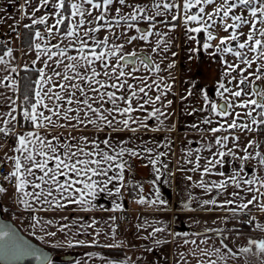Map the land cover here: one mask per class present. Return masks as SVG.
I'll use <instances>...</instances> for the list:
<instances>
[{"label":"snow or ice","instance_id":"obj_1","mask_svg":"<svg viewBox=\"0 0 264 264\" xmlns=\"http://www.w3.org/2000/svg\"><path fill=\"white\" fill-rule=\"evenodd\" d=\"M8 2L16 4V0H8ZM213 3L214 0H179V2L150 0L152 14L148 13V5H129L127 0H37L35 4L32 0H24V4H16L22 13V18L31 20V23L23 25L25 29L31 30L33 26L44 25L45 32L49 36L60 38L58 43L51 46L47 43L43 47L41 43L34 44L36 59L32 61V64L40 61L44 67L37 69L39 75L38 79L32 82L34 85L32 95L27 92L23 94V104L27 105L22 108L23 119L22 121L17 120V117L13 115L16 109L12 108L6 113L11 120H3L5 126L0 127V135L15 138L13 151L18 155L6 157L8 161H12V170L3 175V180L11 184L19 205L33 213L49 209H67L69 205L77 206L71 208V211L89 212L96 207L93 201L98 196L106 194L110 197H119L122 195V189L128 183L125 177V171L128 170L126 155L136 159H146L148 164L159 173V168L155 166L163 153H157L155 158H152L153 148L144 147L142 151H137L127 146L128 141L114 139L111 135V133L124 131L131 133L147 131L150 129L147 121L152 118L158 121V125L151 130L163 131L164 120L161 117L167 119L171 115L161 109H167L173 104L172 100L166 99L168 93L172 91V84H163L161 88L163 78H161V83H157L153 76L152 82L149 83V77L137 75L141 67L151 73L161 72L160 63H156L147 54L141 57L135 50L126 53L124 51L125 44L131 45L133 42L143 41L148 43L152 53L160 56L168 53L172 46L171 38L165 39L168 32L156 29L157 24H163L171 31L180 26L179 23H172L173 21H182L186 33H207L206 40L201 47L205 51L214 49V51H208L210 56H215L217 53L231 54L238 61V63H230L227 60H221L226 66L222 77L236 73L232 76V80L228 81L229 84L233 80L236 81V90L226 87L222 80L218 82L221 90L218 94L225 99L224 104L218 105L210 101L206 93L203 95V100L212 113L221 117L232 116L233 118L230 122L225 121L218 127L207 130L212 133L237 128L249 132L264 131V88L261 87V82H264V27L258 26L264 25V0H223L213 12H206L203 5ZM114 4L119 6L112 7ZM29 6L32 9L31 13L25 11ZM45 8L49 10L47 14L37 15ZM124 8L132 10L125 14ZM194 9L198 11H193ZM0 11H6V9H0ZM166 12L170 14V19H164ZM50 16L55 17L52 24H49ZM215 17H219V21ZM229 19L231 23L227 22ZM121 21L125 22L126 28L117 34V27H125L121 25ZM140 21H145L147 27L136 26ZM193 24L196 26H191ZM218 24L225 33H228L227 35L217 37L213 34L210 29ZM245 26L248 28L247 33L239 31ZM132 28H135L138 35L127 34V29ZM102 30H106L109 35L98 38L95 34ZM121 35L124 37L123 41L116 43L115 41L120 40ZM153 36L157 37L154 45L149 41V38ZM241 37H243L242 40ZM34 38L42 41L45 35L37 28L34 30ZM188 39L194 43H200L194 35L189 36ZM216 39H219V43L215 45L211 43ZM89 41L92 43L89 44ZM232 42H235V47L232 46ZM29 47L32 48L33 45L30 44ZM53 49L56 50L53 51ZM69 49H73L76 54L70 55ZM190 51L196 52L198 49L192 48ZM248 53L254 55L250 57ZM12 56L13 50L7 48L4 54L0 55V65L8 66L9 60L5 57L11 58ZM171 56L176 57L177 53L172 51ZM49 61L52 63L49 64ZM60 65H63L62 70H57ZM174 67L175 60L166 65V69ZM25 69L27 70V65ZM45 69H48L51 74L46 73ZM11 71L16 72L17 70L13 67ZM54 77H58L61 82L54 83ZM8 79V76L4 77V80ZM130 80L139 81V85L142 86H137ZM16 85L15 79L12 80L11 85L0 81V87H11L14 92L17 90ZM154 85L158 94L149 96ZM225 93L228 94V98H225ZM192 95V91H187V95H182L180 99L183 101ZM12 103L14 104L15 101ZM105 105H110V107ZM235 108L247 111L241 114L235 112ZM229 109L233 111L230 112ZM196 111L197 109L192 108L188 114L192 115ZM199 111L203 112L206 109L202 107ZM134 113H143V116H134ZM54 117L56 119H53ZM245 118H250V124L238 123V120ZM11 121H16L21 126L26 123L31 130L22 134L16 133L14 126H9ZM202 123L211 124L212 121L206 117ZM88 126H93L97 133H105L104 138L100 139L98 135H72L78 128L87 129ZM172 127L174 128L175 125ZM191 127L198 128V125L194 123ZM58 129H70L71 131L64 135L57 131ZM228 140L227 135L217 137L215 143L221 147H227L225 142ZM233 140H238V137H233ZM254 144V141L248 142L244 148L246 155L241 159L259 158V164L264 166V155L261 152L257 151L253 155L248 151ZM256 146L260 147V145ZM144 153L148 155L144 156ZM232 154L231 149L227 153L220 151L216 154L220 159L215 162L210 161V163L213 166L222 164L224 157ZM196 159L198 168L199 157ZM210 171L211 169L207 166L203 169L204 173ZM109 173L115 174L110 175ZM238 177L239 172L228 179L236 188H240L242 184L248 185L246 191L250 193V198L244 202H238L240 193L234 192L230 195L235 199H226L219 205L215 199L205 200L204 205H217L231 212L232 218H236L239 213L247 215L252 212L253 208L264 213V177L256 176L252 179H244L242 182ZM188 179L191 180V177ZM109 185L112 187L110 188ZM199 186L205 187L203 180L200 181ZM212 186L216 189H225L227 184L221 181ZM135 187L140 192L144 190L139 184ZM6 193H8V188L0 183V194ZM156 197V200H147L144 196H140L136 203L149 205H155L157 202L166 203L159 199V192L156 193ZM35 205H47V208H37ZM228 205L235 206L228 208ZM106 210L120 211L122 205L114 201V207ZM31 219L34 228L39 226L43 229L46 224L51 223V221H43L35 214ZM62 219L68 220V217ZM95 223L93 219L88 227H92ZM240 224L241 226L247 225L250 230L254 229L264 233V222H258L255 216L249 215L248 219L240 221ZM144 227L145 225H137L138 230ZM147 227H152V225H147ZM67 228L69 225L63 224L60 231ZM111 231L115 234L116 228H112ZM165 231L162 227H152V231L145 239L155 238L157 233ZM235 231L240 233L239 228ZM46 235L55 236L56 233L47 232ZM40 238L43 239V237ZM226 240L227 237H224L220 243L233 259L238 254L264 256V239L247 237V246L241 247L239 253L233 251ZM166 242L154 239L156 244ZM185 243L187 244L188 241ZM192 243L195 244L196 241ZM76 244H84V241L78 240ZM69 246H72L71 242ZM105 246L119 247L120 245ZM200 254L205 257L214 254L221 260L225 259V252H222L221 248H216L214 253L202 249ZM27 257L40 260L41 264H51L46 256L20 237L10 225L0 224V264H20ZM207 264H217V261L209 259Z\"/></svg>","mask_w":264,"mask_h":264},{"label":"crops","instance_id":"obj_2","mask_svg":"<svg viewBox=\"0 0 264 264\" xmlns=\"http://www.w3.org/2000/svg\"><path fill=\"white\" fill-rule=\"evenodd\" d=\"M32 3H37V0H32ZM16 4H24V0H16ZM16 4H9L8 0H0V9H6V11H0V55H3L7 48L13 50L11 58L5 57L6 60H9V65H0V81H3L6 85H11L13 79L17 81V90L15 92L11 87H0V127L5 126L3 120H11V117L6 115V113L10 112L12 108L16 109L13 115L17 117V120L21 119L20 76L21 71L26 70L25 65H27V69L29 70H37L44 67L40 61L32 64V61L36 59L34 44L38 42L43 47L47 43L48 46H51L60 40L59 37L53 38L49 36L45 32L44 25H38L34 27L44 33L45 39L37 41L33 33L31 38L27 39V42L24 41L23 25L31 23V20L22 18V13L16 7ZM25 11L31 13L32 9L29 6ZM123 11L125 14L129 13L127 8H124ZM48 12L49 10L45 8L37 15L47 14ZM54 21L55 17L50 16L49 24L54 23ZM121 25H125V22L121 21ZM88 26L92 27V25ZM136 26L141 27V23L139 22ZM13 28H15V31H13ZM125 28L126 25L124 28L117 27V34L124 31ZM156 29L161 32H168V36L165 39L171 38L172 46L170 51L166 53V58H164V55L160 56L152 53L148 43L143 41L133 42L131 45L125 44L124 51L125 53L133 50L138 53L147 52L152 55L156 63H160L161 72L151 73L141 67L137 75L149 77V83L152 82L151 78L153 76L156 78L157 83H161V78H163L161 88H163V84H172V91L168 93L166 99L172 100L173 104L167 109H161L162 111L171 113V115L167 119L161 117L164 120L163 131L155 132L151 130V128H155L158 125V121L152 118L147 121L150 125V129L147 131L141 130L137 133L124 131L111 133V135L114 139L128 141L127 146L133 147L137 151H142L144 147L153 148L152 158H155L157 153H163V155H160L159 162L155 166V168H159V173L155 171L152 165L148 164L146 159H136L126 155L125 159L128 161V170L125 171V177L126 181L134 182L133 189L124 187L122 195L119 197H110L106 194L98 196L93 201L96 207L89 212L71 211V208L77 207L75 205H69L67 209H49L36 213L32 212L33 215H37L43 221H51L43 229L39 226L35 228L33 226L29 227L26 221L18 220L13 215L15 212L29 210H26L22 205L17 203L12 186V200L6 208L3 205L4 212L8 217H15L18 221L25 224V228L29 232L25 233L28 236L41 245L53 249L54 257L51 264H109V262L111 264H121V262H125V264H207L209 259L216 260L217 264H264V256L259 254L256 256L252 254H238L233 259L226 253V250L223 249L220 243L222 238L227 237L226 243L228 246L233 251L239 253L241 247L247 246V237L264 239V233H260L254 229L250 230L247 225L241 226L240 224V221L247 220L249 215L257 217L258 222H264V213L253 208L252 212L247 215L239 213L236 218H232L231 212L225 211L217 205H204L203 203L205 200L215 199L218 205L222 204L226 199H235V197L230 195L234 192L240 193L238 202L246 201L250 198V193L246 191V188L249 186L242 184L240 188H236L228 177L236 175L239 172L238 179L242 182L244 179H252L256 176L264 177V170L260 167H254L248 161H235L230 155L224 157V163L222 164H215L213 166L210 163V161L215 162L220 159L216 155L218 152H228L225 151L226 147H221V145L215 143L217 137H223L227 134L226 131L222 130L212 133L207 130L212 127H218L221 124V116L212 113L208 108V114L204 118L211 119L212 123L203 124L204 118H200L199 123H196L198 128H192L191 125L194 123L191 119L186 116L180 119L177 116L180 105L191 101V98L188 96L186 100L181 101L179 99L178 102V97L172 96V94L178 96V83L181 85L183 82L184 85L196 87L194 81L196 79H193L192 74L194 71L183 70V66H181L183 57L187 56V59H189V54H193L190 49L193 48L195 43L189 40L188 37L183 36L179 27L169 31L165 26L156 25ZM127 34L138 35L135 32V28L127 29ZM95 35L98 38H103V36L109 35V33L106 30H102ZM123 39L124 37L121 35L120 40L115 42L121 43ZM156 39L157 37L153 36L149 38V41L154 45ZM91 43L89 41V44ZM30 44L33 45L32 48L29 47ZM55 50L53 49V51ZM172 51L177 53L176 57L171 56ZM69 54L75 55L76 52L73 49H69ZM42 59H46V57H42ZM191 59L192 67L195 69L194 58L192 57ZM172 60H175V67L173 69H166V65ZM51 63L52 61H49V64ZM13 67L16 68V72L11 71ZM210 67L211 73H206L207 70H203L205 79L208 81H210L212 72L220 70L221 64L219 61L214 60L212 65L210 63ZM62 68L63 65H60L57 70H62ZM45 72L51 74L48 72V69H45ZM5 76H8L9 79L4 80ZM187 77L189 80L185 82ZM53 81L54 83L61 82L58 77H54ZM130 82L137 86H142L139 85V81L130 80ZM208 86L206 85V87ZM180 90L184 92V89L180 86L179 96ZM190 90L188 89V91ZM55 91H59V89H55ZM154 94H158L155 85L153 86V91L149 92V96H153ZM206 94L209 98H214V94L210 95L208 92ZM12 101H15V103L13 104ZM45 102L47 103L48 101L46 100ZM202 103L204 104V100ZM105 106L110 107V105ZM184 107L188 106L184 105ZM133 115L143 116V113H134ZM53 119L56 118L54 117ZM172 125H175V127L173 128ZM9 126H14L15 132L20 134L31 130L29 127L17 124L16 121H11ZM57 131L67 135L71 130L58 129ZM81 134L86 136L98 135L100 139H103L105 135V133H97L93 126H88L87 129L78 128L76 132L72 133V135L77 136ZM258 136L261 144L262 138L259 134ZM0 143V160L6 162L9 169L12 170V161H8L6 157L18 155V153L13 151L15 138L13 142H9L5 137L0 135ZM259 148V152H261V147ZM231 150L233 153L232 147ZM147 155L148 153H144V156ZM197 157H199L198 168L196 167ZM257 162H259V158H257ZM205 166L209 167L211 171L204 173L203 169ZM194 168L196 169L195 171L192 170ZM109 174L114 175L115 173ZM188 177H191V180ZM201 180L204 181L205 187L199 186ZM221 181L226 182L227 187L225 189H216L212 186L214 183ZM136 184L143 187V192H140L135 187ZM109 187L111 188L112 185H109ZM157 192H159V199L166 203L160 204L157 202L155 205L136 203V200L140 196H144L147 200H156ZM3 195L0 194L1 202ZM114 201L115 203H120L122 209L127 210L128 216L132 220L131 225L125 228L122 236H118L116 232L113 234L111 231L115 227L117 211L106 210L114 207ZM234 206L228 205L227 207L231 208ZM35 207L47 208V205H35ZM63 217H68V220L62 219ZM112 217H115V219H111ZM93 219L96 223L92 227H88V224ZM234 219L237 221L236 225L230 228L229 222L234 223ZM66 223L69 225V228L60 231L61 226ZM137 225H145V227L138 230ZM147 225L162 227L166 231L157 233L155 238L145 239L148 233L152 231V227H147ZM237 228L240 229L239 234L235 231ZM47 232H55L56 235L48 236L46 235ZM40 237H43V239ZM154 239L167 242L156 244L154 243ZM78 240L84 241V244H76ZM93 241H96V243H93ZM185 241H188V243L186 244ZM192 241H196V243L193 244ZM204 241L206 243H203ZM69 242L72 243V246H69ZM108 244H119L120 246L106 247L105 245ZM216 248H221V251L225 252V259L221 260L214 254L210 257L200 254L202 249H207L209 252L214 253ZM67 255H75V259L63 260V257Z\"/></svg>","mask_w":264,"mask_h":264},{"label":"rangeland","instance_id":"obj_3","mask_svg":"<svg viewBox=\"0 0 264 264\" xmlns=\"http://www.w3.org/2000/svg\"><path fill=\"white\" fill-rule=\"evenodd\" d=\"M164 2H166V0H164ZM223 2V0H214V3L212 5H203L205 7V10L206 12H213L215 7L216 6H219L221 3ZM127 3L129 5H136V4H140V5H148V9L149 11H151V4H150V0H127ZM119 5H113L112 7H117ZM129 10V12L132 10L131 8H127ZM165 18H170L168 16L165 15L164 19ZM217 19V21H219V17H215ZM228 23H231L232 21L229 19L227 21ZM259 27H264V25H258ZM142 28V26H141ZM214 35H216L217 37H221V36H225L227 35L228 33H225L223 31V28L221 26H219V24L214 27L213 29H210ZM231 31V30H229ZM239 31H243L245 33H247L248 31V28L245 26L243 27L242 29H240ZM259 38V37H257ZM243 39V37H241V40ZM211 43H213L214 45L219 43V39H216L214 41H212ZM235 42H232V46L234 45ZM234 47V46H233ZM208 51H214V49H210ZM208 51H206V61H208L207 63H203V70H207L206 73H211V67H210V63L212 65V63L214 62V60H218L219 62L223 59V60H227L228 62L230 63H238V61L235 60V58L231 55V54H218L219 57L216 58L215 56H210L208 54ZM244 51H247V50H244ZM190 55V58L187 59V56L186 57H183V61L181 62V66H183V70H186V71H194L192 73L193 74V79H201V85L200 86H196V87H192V86H189V85H184V83L182 82L181 85H177V91L179 93V87L181 86L182 89H184V92H182V90H180V96L179 94L177 93L178 96H176L175 94V98H177L178 102H179V99L182 95L186 96L187 95V91L188 89H191L190 91L193 92V95L192 96H189L191 98V101L189 102H186L185 104L183 105H180V110L179 112H177V116L180 117V119L184 118L185 116L188 117L189 119H191V121L193 123H199V119L200 118H204L206 116V114H208V105L202 103L203 102V95L208 92L210 95L214 94V98L210 99V101L212 102H215L219 105V100L222 99L223 101H225L224 98H222L218 93L221 91L219 89V86H218V82H220L222 80V82L225 83V86L226 87H229L233 90H236V81L233 80L231 84L228 83L229 80H232V76H235L236 73H233L232 76H223L222 77V73L225 71V65L220 62L222 65H221V68L220 70H216L214 72H212L211 76H210V81H208L207 79H205V74L202 76L199 75V72L197 71V69H194L192 67V57L195 58V53L193 54H189ZM248 55L251 57L252 53H248ZM221 57V58H220ZM224 65V66H223ZM196 75V76H194ZM209 75V74H208ZM186 79V78H185ZM188 77L186 79L185 82H188ZM195 81V80H194ZM206 85H209L208 87H206ZM261 86L262 88H264V82H261ZM188 87V88H187ZM250 87V86H249ZM225 98H228V94L225 93ZM245 99H247V97H244ZM181 100V99H180ZM182 101V100H181ZM185 106H188V107H184ZM205 108L206 111H199V109L201 108ZM192 108H195L197 109V111L195 113H193L192 115H189L188 113L191 111ZM230 112H232L233 110L232 109H229ZM247 110L246 109H241V108H235V112H239L241 114H243L244 112H246ZM259 111V110H258ZM190 116V117H189ZM233 117L232 116H228V117H221L220 121L221 123H224L225 121H231ZM257 119H259V117H257ZM238 123H248L250 124V118H245L243 120H238ZM225 127H227V125L225 124ZM226 135L229 136V140L226 141V150L225 151H228L229 149H233V154L230 155L232 157V159H234L235 161H248V163H251L254 167H260L262 170H264V166H261L259 164V162H257V158L256 159H249V160H244V159H241V157H243L244 155H246V153L244 152V148L246 147V145L248 144V142L251 140V141H254L255 144L248 149L249 152L253 153V155L255 154V152L259 151L260 148L257 147L256 145H259L260 144V138L258 136V134L261 136V141L264 139V131H259L258 133L257 132H249L247 130H241L239 128L237 129H228V131H226ZM225 135V136H226ZM233 137H238V140H233ZM1 145V143H0ZM261 154L264 155V147H261ZM5 187L8 188V193L4 194L3 195V198H2V202H3V205L4 207L6 208L9 203L11 202L12 200V191H11V186H7V185H4ZM235 220V219H234ZM14 221L22 228V230L24 232H28V230L25 228V224H23L22 222L18 221L15 217H14ZM236 220L234 221V223L232 222H229V224L231 225L230 228H233L234 225H236Z\"/></svg>","mask_w":264,"mask_h":264},{"label":"built area","instance_id":"obj_4","mask_svg":"<svg viewBox=\"0 0 264 264\" xmlns=\"http://www.w3.org/2000/svg\"><path fill=\"white\" fill-rule=\"evenodd\" d=\"M5 139L9 142L14 141L13 136L5 137ZM9 171L11 170L7 166L6 162L0 160V183H2L3 185L11 186V184L3 180V175L7 174ZM133 186H134L133 181H130L127 184H125V188L133 189ZM13 215L16 216L18 220L26 221L29 227L33 226L32 219H31L33 215L32 212L20 211V212H15ZM131 223H132V220L128 216L127 210L122 209L120 211H117L115 228H116V233L118 236H122L124 234L125 228L127 226H130Z\"/></svg>","mask_w":264,"mask_h":264},{"label":"flooded vegetation","instance_id":"obj_5","mask_svg":"<svg viewBox=\"0 0 264 264\" xmlns=\"http://www.w3.org/2000/svg\"><path fill=\"white\" fill-rule=\"evenodd\" d=\"M166 2H174V0H166ZM175 2H179V0H175ZM140 4H142V3H140ZM151 8V7H150ZM161 11H165V10H163V9H161ZM193 11H198V9H194ZM152 12H153V9L151 8V11H149V9H148V13L149 14H152ZM165 15L166 16H168V17H170V14L169 13H165ZM159 19V18H158ZM166 20L167 19H170V18H165ZM140 23H141V26H142V28H146L147 27V23L145 22V21H140ZM172 23H179L180 24V26H179V28L181 29V34L183 35V36H185V37H189V36H196V39H197V41H199L200 43H195L194 44V46H193V48H197L198 49V51H196V52H193V53H195V58H194V65H195V69H197V71L199 72V75L201 76H203L204 74H203V68H204V66H203V63H207L208 61H206V58H207V56H206V51L205 50H203L202 49V47H201V44L206 40V37H207V33H186V30H185V27L183 26V23H182V21H180V22H177V21H173ZM157 25H160V26H163L164 27V25L163 24H157ZM191 26H196V25H191ZM159 30H160V28H158ZM234 47H235V43H234V45H233ZM139 53H146L148 56H151L152 57V55L151 54H149V53H147V52H139ZM218 54H220V53H217L216 55H215V57L216 58H218L219 57V55ZM164 56L166 55V53L165 54H163ZM221 58V57H220ZM218 61V60H217ZM221 62V61H220ZM221 64V63H220ZM222 65V64H221ZM224 66V65H223ZM196 76V75H195ZM201 79H196L195 80V84H196V86H200L201 85V81H200ZM262 87V86H261ZM172 96L173 97H175V94H172ZM219 103H221V102H223V100L222 99H220L219 101H218Z\"/></svg>","mask_w":264,"mask_h":264},{"label":"water","instance_id":"obj_6","mask_svg":"<svg viewBox=\"0 0 264 264\" xmlns=\"http://www.w3.org/2000/svg\"><path fill=\"white\" fill-rule=\"evenodd\" d=\"M141 57H143L146 53H139ZM225 101L219 103L224 104ZM0 224L10 225L15 231L18 233L20 237H22L25 241L31 244L35 249L39 250V253H42L43 256H46L51 262L54 257V251L51 248L41 245L36 240L32 239L28 236L15 222L13 219L9 218L3 209V204L0 200ZM75 259V255H67L63 257V260H73ZM20 264H41L40 260H37L33 257H27L20 262Z\"/></svg>","mask_w":264,"mask_h":264},{"label":"trees","instance_id":"obj_7","mask_svg":"<svg viewBox=\"0 0 264 264\" xmlns=\"http://www.w3.org/2000/svg\"><path fill=\"white\" fill-rule=\"evenodd\" d=\"M67 15V14H66ZM35 27L33 26V29H23L24 33V41L27 42V39L31 38V35L34 33ZM1 47V46H0ZM1 49V48H0ZM38 77L37 70H22L21 76H20V92H21V110L23 107H26L27 105L23 104V94L28 93L29 95H32V89L34 87L33 81H35ZM22 112H21V119L22 121ZM25 127H29L26 123L23 125ZM260 147H264V139L261 141Z\"/></svg>","mask_w":264,"mask_h":264}]
</instances>
